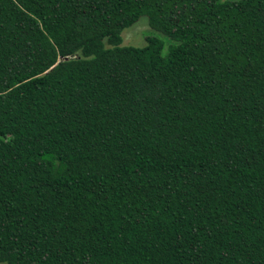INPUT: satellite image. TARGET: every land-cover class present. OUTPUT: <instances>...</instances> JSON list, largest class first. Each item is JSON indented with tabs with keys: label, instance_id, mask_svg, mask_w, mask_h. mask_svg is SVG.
<instances>
[{
	"label": "trees",
	"instance_id": "1",
	"mask_svg": "<svg viewBox=\"0 0 264 264\" xmlns=\"http://www.w3.org/2000/svg\"><path fill=\"white\" fill-rule=\"evenodd\" d=\"M0 264H264V0H0Z\"/></svg>",
	"mask_w": 264,
	"mask_h": 264
},
{
	"label": "rangeland",
	"instance_id": "2",
	"mask_svg": "<svg viewBox=\"0 0 264 264\" xmlns=\"http://www.w3.org/2000/svg\"><path fill=\"white\" fill-rule=\"evenodd\" d=\"M237 1V0H230ZM156 38L165 43V51H167L168 44H174L175 42L169 40L168 38L162 36L160 33L151 30L147 25L146 18L142 17L137 23L131 27L125 29L122 33V45L141 47L146 43L147 38Z\"/></svg>",
	"mask_w": 264,
	"mask_h": 264
}]
</instances>
